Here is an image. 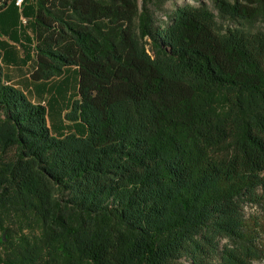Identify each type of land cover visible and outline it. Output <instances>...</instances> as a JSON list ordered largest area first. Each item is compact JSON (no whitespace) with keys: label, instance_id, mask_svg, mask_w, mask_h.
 <instances>
[{"label":"trees","instance_id":"1","mask_svg":"<svg viewBox=\"0 0 264 264\" xmlns=\"http://www.w3.org/2000/svg\"><path fill=\"white\" fill-rule=\"evenodd\" d=\"M32 1L29 78L76 70L74 130L51 133L0 50V264L261 260L264 0H213L221 31L203 6L157 23L169 0Z\"/></svg>","mask_w":264,"mask_h":264},{"label":"rangeland","instance_id":"2","mask_svg":"<svg viewBox=\"0 0 264 264\" xmlns=\"http://www.w3.org/2000/svg\"><path fill=\"white\" fill-rule=\"evenodd\" d=\"M213 0H169L165 3L163 11L155 15L159 24L168 22V15L173 13L176 7L203 6L211 11L214 16L215 25L218 30H222L226 23L217 16L213 9ZM9 17L8 24L11 21L17 28L12 29L10 33L0 36V48H3L2 69L4 81L7 85L23 93V95L33 104H42L49 110L48 125L52 134L64 135L74 130L72 123L65 120V115L69 110L70 104L76 98V70L70 68L66 70L60 78L51 79L48 82L34 83L30 80L29 74L32 71L34 63L33 37L32 34L23 26L24 19L14 13V10L8 9L0 14V21ZM7 24V23H6ZM8 25V26H9ZM6 26V25H5ZM264 29V25L257 24ZM1 31H7L0 24ZM3 38L14 42L15 45L5 43ZM3 42V43H2ZM3 44H6L3 46ZM243 213L245 217L250 215H260V210L254 206H244ZM252 264H264V257L261 260L254 261Z\"/></svg>","mask_w":264,"mask_h":264},{"label":"crops","instance_id":"3","mask_svg":"<svg viewBox=\"0 0 264 264\" xmlns=\"http://www.w3.org/2000/svg\"><path fill=\"white\" fill-rule=\"evenodd\" d=\"M14 6V4H13V2H12V0H10L7 4H6V6H5V8L0 12V14L1 13H4L5 11H7L8 9H10V10H14V12H15V10L18 12H20V10H17V8H15V9H13L12 7ZM15 7V6H14ZM23 8H25V11L26 12H28V15L27 16H25V18H24V21H25V19L27 20H30L31 19V17H30V14L32 13V8H33V1L32 0H25V3L23 4V6H22ZM24 21H23V23H24ZM4 23V19H2L1 21H0V24H3ZM19 23V21L18 22H16V25H9L10 27L8 28V31H11L12 29H16L17 28V24ZM2 37V36H1ZM3 40H5V43L6 42H9L10 43V45L12 44V46L13 45H15L14 44V42L12 43V42H10L8 39H5V38H3ZM3 43V42H2ZM4 45H6V44H3V46ZM0 50H1V52H2V55H3V48H0ZM2 71H3V69H2Z\"/></svg>","mask_w":264,"mask_h":264},{"label":"built area","instance_id":"4","mask_svg":"<svg viewBox=\"0 0 264 264\" xmlns=\"http://www.w3.org/2000/svg\"><path fill=\"white\" fill-rule=\"evenodd\" d=\"M10 0H0V8L6 6V4L9 2ZM25 0H12L14 6L18 9L21 10V7L23 5ZM25 22V21H24Z\"/></svg>","mask_w":264,"mask_h":264}]
</instances>
